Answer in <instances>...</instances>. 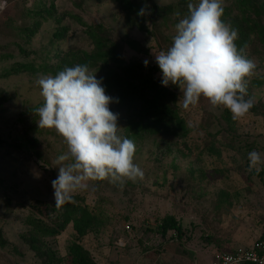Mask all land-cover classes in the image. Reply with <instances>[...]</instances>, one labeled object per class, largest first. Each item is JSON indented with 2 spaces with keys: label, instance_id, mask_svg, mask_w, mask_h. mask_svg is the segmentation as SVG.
<instances>
[{
  "label": "rangeland",
  "instance_id": "1",
  "mask_svg": "<svg viewBox=\"0 0 264 264\" xmlns=\"http://www.w3.org/2000/svg\"><path fill=\"white\" fill-rule=\"evenodd\" d=\"M130 1L137 10L124 7L123 0H7L0 11V235L9 244L0 245V264H49L21 239L30 229L32 205L54 200L56 160L66 151L54 129L38 126L43 98L37 78L55 76L64 58L74 63L94 52L90 31L98 25L126 62L155 65L153 52L171 46L188 4L199 2ZM222 6L221 20L237 31V50L243 49L240 54L255 64L245 77V99L253 106L233 120L227 109L212 106L204 97L188 110L177 103L190 130L187 138L168 127L137 136L125 131L128 114L109 96V109L118 114V134L134 142V163L144 176L122 184L110 178L87 181L73 193L104 214L105 222L79 240L97 264H211L214 251L247 246L262 232L264 163L257 165L261 175L253 173L257 170L249 168V152L240 145L255 146L264 159V44L257 34L238 31L236 21L243 15L236 0H223ZM168 7L172 9L164 12ZM141 9L144 13L139 14ZM130 40L145 50L133 49ZM21 64L28 69L17 72ZM87 67L103 81L100 63ZM177 93L179 99V89ZM227 111L234 131L224 118ZM209 146L216 151L208 152ZM191 148L205 151L198 154ZM167 215L183 225L182 237L173 230L165 236L156 232ZM74 240L71 225L46 240L63 258L59 264H71L67 251Z\"/></svg>",
  "mask_w": 264,
  "mask_h": 264
},
{
  "label": "clouds",
  "instance_id": "2",
  "mask_svg": "<svg viewBox=\"0 0 264 264\" xmlns=\"http://www.w3.org/2000/svg\"><path fill=\"white\" fill-rule=\"evenodd\" d=\"M222 4L223 0L189 3L188 15L175 25L171 46L153 55L160 84L180 90V107L188 110L204 97L238 120L253 106L251 99H245V77L255 64L240 54L243 49L237 50V31L221 20ZM6 6L7 0H0V11ZM144 65L147 67L148 60ZM37 84L43 98L37 109L38 126L54 129L66 145L56 160L58 175L51 181L55 207L70 202L87 181L110 178L122 184L143 178L142 169L134 163V142L118 134V114L109 109L112 98L87 65L65 67L55 76H39ZM248 160L249 168L257 171V165L264 163L255 150L248 153Z\"/></svg>",
  "mask_w": 264,
  "mask_h": 264
},
{
  "label": "trees",
  "instance_id": "3",
  "mask_svg": "<svg viewBox=\"0 0 264 264\" xmlns=\"http://www.w3.org/2000/svg\"><path fill=\"white\" fill-rule=\"evenodd\" d=\"M123 1L124 7L130 11L137 10L130 0ZM236 1L243 15V19L236 21L240 28L238 31L245 32L246 35L251 32L255 33L264 44V0ZM168 9L172 8L168 7L163 11L168 12ZM94 28L93 31H90V35L96 50L74 59V63L64 58L63 68L54 71L58 73L65 67H73L78 64L88 66L100 63L105 72L102 81L105 94L112 96L115 104L128 114L124 127L127 133L138 136L155 132L160 127H168L180 138H187L190 130L187 127L186 119L180 114L177 107L178 88L176 86L164 87L160 84L161 76H157L160 74L157 64H148L146 67L140 61L126 62L116 48L109 45V40L104 34V27L98 25ZM65 30V27L61 28L55 35L60 37ZM129 44L137 51L145 50L134 40H130ZM235 45L241 47L238 44ZM27 69L26 64H21L15 70L20 72ZM44 70H48L47 65L44 66ZM224 118L229 129L234 131L228 111ZM185 145L189 148L187 144ZM240 147H243L247 152L255 149V146L249 143L241 144ZM191 150H195V148H191ZM195 151L202 154L205 149L198 148ZM207 151L214 153L216 149L209 146ZM253 173L261 175L260 171ZM103 216L101 211L91 209L85 202V198L78 194H73L72 200L59 208L55 207L54 200L50 203L37 201L32 205V213L27 218L30 229L21 234V239L49 264H59L63 258L57 256L56 252L46 244V240L57 238L71 225L77 236V240L68 246L67 256H69L71 264H97L79 240L102 225L105 222ZM172 230L178 237L184 235L183 225L174 216L167 215L158 222L157 233L165 236ZM0 245L9 246L1 235Z\"/></svg>",
  "mask_w": 264,
  "mask_h": 264
},
{
  "label": "built area",
  "instance_id": "4",
  "mask_svg": "<svg viewBox=\"0 0 264 264\" xmlns=\"http://www.w3.org/2000/svg\"><path fill=\"white\" fill-rule=\"evenodd\" d=\"M211 264H264V225L258 239L232 251L216 250Z\"/></svg>",
  "mask_w": 264,
  "mask_h": 264
}]
</instances>
